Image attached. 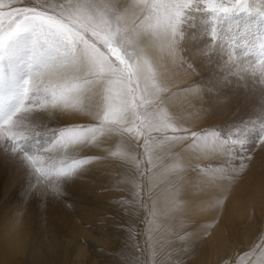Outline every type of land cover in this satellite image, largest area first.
Masks as SVG:
<instances>
[{
    "label": "snow or ice",
    "instance_id": "6c2138e0",
    "mask_svg": "<svg viewBox=\"0 0 264 264\" xmlns=\"http://www.w3.org/2000/svg\"><path fill=\"white\" fill-rule=\"evenodd\" d=\"M249 100L258 110L231 128L191 123ZM0 154L25 175L22 199L45 203L119 162L123 264L145 251L147 264H187L233 186L264 168V0H0ZM239 247L232 264H264V231Z\"/></svg>",
    "mask_w": 264,
    "mask_h": 264
},
{
    "label": "bare ground",
    "instance_id": "6f19581e",
    "mask_svg": "<svg viewBox=\"0 0 264 264\" xmlns=\"http://www.w3.org/2000/svg\"><path fill=\"white\" fill-rule=\"evenodd\" d=\"M94 150H89L88 154L95 155L93 153L97 152L98 155V150ZM103 162L90 166L89 173L93 178L91 188H94L91 195L68 190V196L63 200V210L56 213L53 209L57 207L52 206L53 209L39 211V214H35L39 218L36 224L31 223L30 210L15 208L18 206L1 199L0 208L4 211L0 213V264H123L125 258L133 259L129 250L122 247L125 232L119 227L126 224L127 216L114 203L112 206L106 205V199L98 193H106V185L111 184L108 181H111L109 174H112L109 169L106 170L108 164L100 167ZM263 169L258 165L253 166L248 172L252 178L245 184L248 186L238 183L233 186L220 222L213 226L211 235L205 237L203 244H198L195 251L191 252L187 264H232L237 242L239 250L245 251L264 231L261 220L264 209L259 208L256 201L264 195ZM258 180L263 183H255ZM24 185L27 186V183ZM243 188L246 190L243 191ZM113 191L116 192L112 187L108 190L109 193ZM196 196L199 198V194ZM69 209H73L75 214L71 215ZM18 211L23 212L21 224L16 232L6 238L5 231L11 229ZM31 213L34 215L33 211ZM215 215L214 212H206L193 217V220L195 223L207 224L213 221ZM60 223L63 224L59 226ZM190 230L191 225L176 232L177 235H183ZM199 235H193L185 241L178 240L176 236L172 239L176 247L180 248L197 244ZM138 239L143 247L145 238L140 236ZM144 258L147 264L146 251L140 257L142 264Z\"/></svg>",
    "mask_w": 264,
    "mask_h": 264
},
{
    "label": "rangeland",
    "instance_id": "374dc122",
    "mask_svg": "<svg viewBox=\"0 0 264 264\" xmlns=\"http://www.w3.org/2000/svg\"><path fill=\"white\" fill-rule=\"evenodd\" d=\"M26 3H32L34 0H25ZM198 30V29H197ZM214 55V53H210ZM193 104H195L197 107L199 106V102L193 100ZM257 104V101L255 100H249L246 103H240V104H234L231 107L225 109L222 112L217 113V115L210 119V120H195L193 119L191 123L193 125L201 126V125H209V124H223L226 126V128H231L233 124H239L240 121L247 120L253 113V108L251 105ZM259 106L257 104V110ZM77 122H85L83 120L77 121ZM98 150V155L105 154L103 150L101 149H95L94 151ZM93 154L97 155V152H94ZM90 155V154H89ZM92 155V154H91ZM261 157L258 156L257 159L259 160ZM103 162V161H102ZM213 161H204V163H212ZM104 163V164H103ZM103 163H100V167L108 164V167H106V170L109 169L111 174H109V180L108 183L111 182V184L106 185V193L98 192L100 195L106 199V205H113L110 201H112L114 198L119 197L122 195L121 192H111L109 193V188L112 187L116 183L117 179H119L118 173L122 172V169L119 165V162L117 161H104ZM264 170V169H263ZM190 175H192L190 173ZM25 175L22 171L17 170L11 163H5L3 155L0 154V200L3 201H10V204H14V206H18L15 208L18 209H24L25 211L30 210L29 216L32 224H36L39 220L35 214H39V211L44 210H50L49 208L53 209L52 206L57 207L56 209H53L56 213H60V210H63L65 207V204L63 203V200H53L51 198H48L47 202L45 203L40 197H32L31 199H28L27 201L23 200L22 197L24 196V191L27 186L24 184L25 181ZM252 178L249 177V173H247L239 182L238 184H241L242 186H248L245 184H248ZM93 182V178L91 177L90 173L88 172L80 181H76L73 186H71L68 190L74 191L78 194H81L82 192L86 193V195H91L93 193V189L91 188V184ZM145 187H147L148 181L145 180ZM257 184L263 183L261 180H258L255 182ZM237 184V183H236ZM109 185V186H108ZM237 186V185H234ZM246 189L243 188V191ZM196 194H199L196 196ZM207 196V192H200L197 191L194 194L190 195L188 197V203L189 205L197 200L204 199ZM257 206L261 209H264V195L258 197L256 199ZM15 202V203H14ZM58 205H61L62 207L59 208ZM70 210V209H69ZM31 211H33L34 215H32ZM70 214L74 215L75 211L73 209L70 210ZM34 217V218H33ZM61 220V218H60ZM262 223H264V217L261 218ZM34 221V222H33ZM63 223H60L59 226H61ZM65 230V228H64ZM144 264H146V258H144Z\"/></svg>",
    "mask_w": 264,
    "mask_h": 264
}]
</instances>
